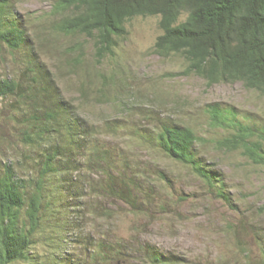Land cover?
<instances>
[{
	"label": "rangeland",
	"instance_id": "374dc122",
	"mask_svg": "<svg viewBox=\"0 0 264 264\" xmlns=\"http://www.w3.org/2000/svg\"><path fill=\"white\" fill-rule=\"evenodd\" d=\"M55 1L12 0L30 44L17 52L0 44V80L27 91L35 61L81 123V157L61 185V201L41 216L45 232L30 264H144L150 250L175 264H264V167L239 151L218 150L219 132L207 114L209 104L226 103L264 127V92L240 83L210 87L184 75L179 56L158 57L159 17L130 20L114 55L97 63L91 44L79 50L82 40L53 29ZM28 96L0 98V176L10 166L24 181L37 176L41 161L22 138L34 126ZM168 123L205 140L197 151L224 177L231 205L151 144L147 131ZM110 169H125L138 190L133 205L102 196ZM103 245L116 251L104 252Z\"/></svg>",
	"mask_w": 264,
	"mask_h": 264
},
{
	"label": "trees",
	"instance_id": "16d2710c",
	"mask_svg": "<svg viewBox=\"0 0 264 264\" xmlns=\"http://www.w3.org/2000/svg\"><path fill=\"white\" fill-rule=\"evenodd\" d=\"M52 13L53 29L82 40L77 43L79 50L85 46L83 42L91 44L97 63L114 55L126 38L130 20L159 17L161 33L153 46L158 57L179 56L185 62L183 74L199 77L210 87L240 83L248 90L264 92V0H56ZM0 44L12 52L26 50L30 44L12 0H0ZM27 70L32 74L27 91L18 81L0 80V98L29 95L26 110L32 113L34 126L28 127L22 138L40 151L41 161L31 180L18 178L10 166L0 176V264L32 262L36 240L45 232L41 216L61 201L59 195L65 189L61 185L68 182L67 174L81 157V123L62 100L54 78L35 61ZM207 114L208 124L219 132L213 139L218 150L239 151L251 163L264 167V127L240 116L236 107L226 103L209 104ZM146 134L166 158L191 169L218 198L231 205L224 177L208 168L197 151V142L205 140L194 130L168 123ZM108 172L102 196L133 205L138 190L128 184L131 181L125 169ZM101 250L116 251L111 245H103ZM144 264L175 263L150 250Z\"/></svg>",
	"mask_w": 264,
	"mask_h": 264
}]
</instances>
